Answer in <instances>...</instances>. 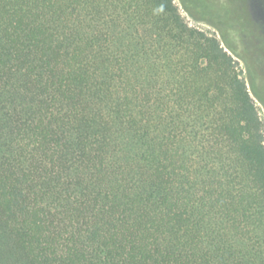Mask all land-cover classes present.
Here are the masks:
<instances>
[{
	"label": "trees",
	"instance_id": "obj_1",
	"mask_svg": "<svg viewBox=\"0 0 264 264\" xmlns=\"http://www.w3.org/2000/svg\"><path fill=\"white\" fill-rule=\"evenodd\" d=\"M223 43L175 0H0V264H264V121Z\"/></svg>",
	"mask_w": 264,
	"mask_h": 264
},
{
	"label": "rangeland",
	"instance_id": "obj_2",
	"mask_svg": "<svg viewBox=\"0 0 264 264\" xmlns=\"http://www.w3.org/2000/svg\"><path fill=\"white\" fill-rule=\"evenodd\" d=\"M175 3L192 27L220 41L224 39L244 70L243 77L264 121V74L261 71V66L264 69V0H175Z\"/></svg>",
	"mask_w": 264,
	"mask_h": 264
}]
</instances>
